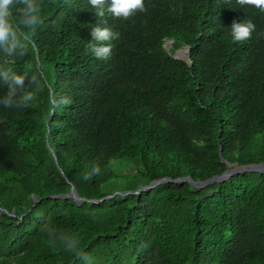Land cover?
Masks as SVG:
<instances>
[{
  "label": "trees",
  "instance_id": "16d2710c",
  "mask_svg": "<svg viewBox=\"0 0 264 264\" xmlns=\"http://www.w3.org/2000/svg\"><path fill=\"white\" fill-rule=\"evenodd\" d=\"M39 2L26 55L0 47V80L24 76L36 96L0 104V264H264V174L164 183L81 208L52 198L69 184L87 200L111 194L101 190L111 161L137 160L141 186L264 163V12L236 0H145L147 11L122 20L97 17L88 0ZM247 20L251 38L234 42L232 22ZM101 21L120 33L107 60L86 50ZM181 48L188 63L173 58ZM52 91L72 103L54 106ZM93 165L102 174L84 180Z\"/></svg>",
  "mask_w": 264,
  "mask_h": 264
},
{
  "label": "clouds",
  "instance_id": "9594fccd",
  "mask_svg": "<svg viewBox=\"0 0 264 264\" xmlns=\"http://www.w3.org/2000/svg\"><path fill=\"white\" fill-rule=\"evenodd\" d=\"M67 4L68 0H64ZM89 5L95 9V15L103 18L106 14L115 19L128 20L138 12L147 11L145 0H88ZM236 3L243 6H250L264 12V0H236ZM18 6L19 15H14L13 8ZM41 4L39 0H0V47L7 46L9 56L20 50L23 57L33 45V37L36 30L41 26ZM104 21L97 23L91 29V40L86 50L99 60H107L112 54L113 40L120 38V33L113 31L110 27L101 26ZM255 24L251 20L233 21L231 37L234 42L243 43L249 40L255 31ZM14 58V57H13ZM11 81L0 80L7 86V94L0 98V104L4 107H27L36 99L32 91H28L24 76L13 75ZM30 83L39 84L34 75ZM17 89H20L18 92ZM54 106L69 105L71 99L66 96L56 98L55 92L50 93ZM99 165H93L90 172L85 174L83 179L90 180L93 176L101 175Z\"/></svg>",
  "mask_w": 264,
  "mask_h": 264
},
{
  "label": "water",
  "instance_id": "95a60500",
  "mask_svg": "<svg viewBox=\"0 0 264 264\" xmlns=\"http://www.w3.org/2000/svg\"><path fill=\"white\" fill-rule=\"evenodd\" d=\"M166 47H167V45H166ZM173 58H175L177 60H183L186 63H188V61H187V49L181 48V49L177 50L173 54ZM221 161H222V159H221ZM242 172H257L260 174H264V163L240 165V166H234V167H230L229 165H227V168L223 173H221L220 175L214 176L210 179H207L205 181H193L188 176L178 177L175 179H171L169 177H164V178H160V179H157V180L150 182L149 184L139 188L135 192L119 193L118 195L119 196H125L128 194H137V193L142 192V191L150 190V189H152V188H154L160 184H164V183L187 182L193 187L202 188V187L209 185V184L223 182V181L229 179L232 175L237 174V173H242ZM114 195H117V194L108 195V196H105V197H103L101 199H97V200H87L85 198L78 196L74 190L73 185L69 184V190L66 194H60V195L52 196V198L72 199L75 202L76 207L81 208L84 204H88L89 206H93V205L99 203L100 201H102L104 199H108V198L113 197Z\"/></svg>",
  "mask_w": 264,
  "mask_h": 264
},
{
  "label": "rangeland",
  "instance_id": "374dc122",
  "mask_svg": "<svg viewBox=\"0 0 264 264\" xmlns=\"http://www.w3.org/2000/svg\"><path fill=\"white\" fill-rule=\"evenodd\" d=\"M51 109V104L48 98L45 100V105L42 107V112L38 126L44 125ZM109 170L113 175L112 179L107 180L101 186L104 193L119 194L126 192H135L144 182V179L139 174L142 171L141 165L137 160H118L109 163ZM108 196V195H107Z\"/></svg>",
  "mask_w": 264,
  "mask_h": 264
}]
</instances>
